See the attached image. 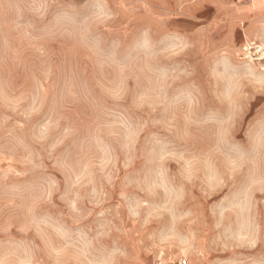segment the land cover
<instances>
[{
  "label": "rangeland",
  "instance_id": "374dc122",
  "mask_svg": "<svg viewBox=\"0 0 264 264\" xmlns=\"http://www.w3.org/2000/svg\"><path fill=\"white\" fill-rule=\"evenodd\" d=\"M248 2L0 0V264H264Z\"/></svg>",
  "mask_w": 264,
  "mask_h": 264
},
{
  "label": "built area",
  "instance_id": "2783aa9c",
  "mask_svg": "<svg viewBox=\"0 0 264 264\" xmlns=\"http://www.w3.org/2000/svg\"><path fill=\"white\" fill-rule=\"evenodd\" d=\"M238 57L240 59H246L254 62L262 76L264 77V38L254 37L245 41L239 50ZM185 259L178 261L177 264H184ZM152 264H167L161 259L155 260Z\"/></svg>",
  "mask_w": 264,
  "mask_h": 264
},
{
  "label": "crops",
  "instance_id": "0c3cea01",
  "mask_svg": "<svg viewBox=\"0 0 264 264\" xmlns=\"http://www.w3.org/2000/svg\"><path fill=\"white\" fill-rule=\"evenodd\" d=\"M248 5L249 9L244 10L246 13L264 19V0H249Z\"/></svg>",
  "mask_w": 264,
  "mask_h": 264
}]
</instances>
